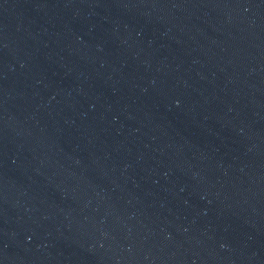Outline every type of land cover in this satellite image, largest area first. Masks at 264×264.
Masks as SVG:
<instances>
[{"label": "water", "instance_id": "1", "mask_svg": "<svg viewBox=\"0 0 264 264\" xmlns=\"http://www.w3.org/2000/svg\"><path fill=\"white\" fill-rule=\"evenodd\" d=\"M0 264H264V0H0Z\"/></svg>", "mask_w": 264, "mask_h": 264}]
</instances>
